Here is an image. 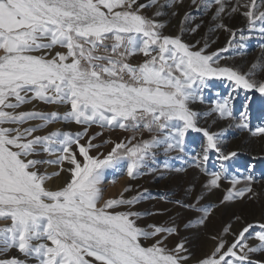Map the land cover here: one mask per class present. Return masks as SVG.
I'll list each match as a JSON object with an SVG mask.
<instances>
[{"label": "snow or ice", "instance_id": "snow-or-ice-1", "mask_svg": "<svg viewBox=\"0 0 264 264\" xmlns=\"http://www.w3.org/2000/svg\"><path fill=\"white\" fill-rule=\"evenodd\" d=\"M188 7L209 13L215 27L229 33L224 48L208 53L207 41L196 48L181 35L165 34V14L182 16L184 25L192 19ZM149 8L152 15L146 14ZM237 14L249 33L264 36V0H0V264H259L250 253L264 250V222L236 216L244 226L231 242L213 235L212 250L193 258L183 241L172 248L165 243L178 235V227L138 226L142 214L131 208L142 194L105 199L101 187L107 170L122 161L119 175L134 179L155 162L158 150L186 155V136L196 132L206 142L189 167L205 176L202 192L222 188L223 167L209 172L204 163L212 152L220 161L237 152H226L221 135L200 126L202 114L192 106L204 102L203 89L213 77L264 94V79L255 78L257 71L264 74V64L254 63L247 71L220 64L221 53L244 47L245 29L225 23ZM229 99L215 102L212 112L231 117ZM33 101L64 105L66 111H17ZM36 120L41 123L24 127ZM61 121L84 131L36 134ZM92 125L132 135L106 155H92L101 147L92 142L94 136L84 140ZM240 126L248 129L243 119ZM145 132L148 139L142 138ZM252 135L264 137V127ZM61 174H67L62 186L46 187ZM245 181L238 188L241 181L233 178L219 203L256 197L253 177ZM174 202L199 213L198 226H207L218 206L205 203L202 194ZM122 206L129 210H117ZM190 226L191 221L184 225ZM254 228L259 231L253 234ZM223 231L229 233L231 225ZM153 238L150 246L142 245V239ZM249 239L259 244L250 246Z\"/></svg>", "mask_w": 264, "mask_h": 264}, {"label": "rangeland", "instance_id": "rangeland-1", "mask_svg": "<svg viewBox=\"0 0 264 264\" xmlns=\"http://www.w3.org/2000/svg\"><path fill=\"white\" fill-rule=\"evenodd\" d=\"M139 2L148 3V0H139ZM186 3H188V0H186ZM188 11L192 13V19L184 25H181L182 17H168L165 14V34L181 35L185 43L200 48L202 46H198L193 41L194 31L190 29L194 28L193 24L195 22L204 25L207 18H209V24L206 27L209 38L216 37L221 31H224L225 37L227 36V31L215 27V23L209 13L207 14L192 7H188ZM146 14L152 15L153 9H147ZM227 24L228 26L230 25V23ZM182 28L183 31H181ZM242 29H245L244 35L246 37L242 41L244 47L242 49H230L228 52L221 53L220 64L247 71L254 63L264 64V36H261L259 32L249 33L246 29V24ZM239 34L237 32L238 37ZM226 45L216 46V49L207 48V52H215ZM133 62L135 63L136 60L134 59ZM255 78L264 79V74L257 71ZM202 95L204 102H197L192 106L195 111L202 114L199 121L200 126L220 134L223 140L222 146L226 152H237V155L229 161H220L217 154L212 152L209 154V160L204 163V167L209 172L220 171L221 167H223L226 179H224L221 189L202 192L205 176L195 167H189V161L201 154L202 146L206 142L203 134L196 132H189L186 136V155L177 152L165 154L162 149L158 150L155 162L149 161L148 167L143 170V174L138 175L134 179L129 178L126 172L123 175H119V172L125 167V162L122 161L117 169L107 170L105 181L101 186L105 199L116 198L120 193H123L125 199L142 194L144 199L131 208L132 211L142 214L140 219L137 220L138 226L142 228H148L149 225L178 227V235L169 236L165 243L168 248H172L178 242L183 241L188 254L193 258L202 257L212 250L215 246V241L211 239L213 235H219L224 240L231 242L234 239L233 233H238L244 226L242 222L235 219L236 216L242 217L248 223L264 222V137L252 135V132L257 128L264 127V94L255 90L235 88L232 82L226 78L213 77L207 80V86L203 89ZM226 98H230L229 104L232 116L221 118L218 113L212 112V109L215 102ZM65 107L64 105H49L33 101L31 104L23 105L17 111L36 110L44 113L58 112L63 114L66 111ZM242 119L243 122L248 124V129L240 126ZM39 123L41 122L38 120L30 121L24 127L34 126ZM64 123H66V126H64ZM55 130L68 131L75 134L83 132L84 126L77 125L71 121L54 122L36 134L44 135ZM97 133H100V135H97ZM131 135V132L119 128H101L98 125H92L88 128V133L84 140L94 136L95 140L92 142L101 145V147L93 149L91 154L96 155L97 151H99L106 155L115 143L125 141ZM142 138L148 139L149 134L143 133ZM139 139H141V134H137V140ZM165 164L169 165L170 170L164 169ZM149 168H156L158 171L151 172ZM176 169H186V171L178 172ZM47 170L51 173L55 171V167H49ZM113 176H116L115 183L112 182ZM248 176L253 177L252 188L258 194L256 197L230 201L224 204L219 203L223 196L227 194V189L231 187L230 181L233 178L241 181L237 185L239 188L244 186L245 178ZM65 179H67V174H61L60 178H53L48 181L46 187L56 189L63 185ZM126 188H130V191H125ZM186 193L190 194L186 195ZM193 194H202L205 197V203L218 205L207 226L196 225L199 213L181 208L174 202L175 200L190 202L193 199ZM117 210L126 211L129 209L126 206H122ZM189 221L192 222V226L185 228L184 225ZM228 225H231V231L225 234L223 229ZM250 231L254 234L255 231H259V228H254ZM154 240L155 238L142 239L141 243L143 246H150L154 243ZM248 243L250 246L255 247L259 244V241L249 239ZM12 254H14V250L6 255L10 256ZM250 258L253 261H258L259 264H264V250L250 253Z\"/></svg>", "mask_w": 264, "mask_h": 264}, {"label": "bare ground", "instance_id": "bare-ground-1", "mask_svg": "<svg viewBox=\"0 0 264 264\" xmlns=\"http://www.w3.org/2000/svg\"><path fill=\"white\" fill-rule=\"evenodd\" d=\"M190 10V9H189ZM183 11V10H182ZM188 11V8H187ZM208 14V13H207ZM182 17V16H180ZM207 18V17H206ZM225 23H230L229 27L237 30V29H242L245 24L246 21L243 18L242 15H234L231 18H226L225 19ZM199 24L200 27L196 29V31H194V36H193V41L198 45V46H202L204 45V43L207 41L208 45H209V49H213L216 46H221L224 44L228 43L229 40V33L227 34V36H224V31H221L220 34H218L216 37L214 38H209L208 36V30H207V25L209 24V18H207L206 22L203 24L201 23H197L195 22L193 24L194 28H196V25ZM199 42V43H197ZM216 49V48H215ZM241 54V53H240ZM246 71V70H245ZM66 108V107H65ZM65 122V121H64ZM64 126H66V123H64ZM255 240V239H254Z\"/></svg>", "mask_w": 264, "mask_h": 264}]
</instances>
